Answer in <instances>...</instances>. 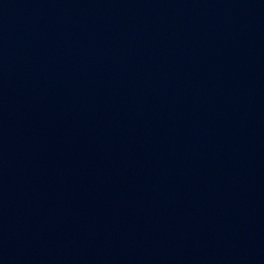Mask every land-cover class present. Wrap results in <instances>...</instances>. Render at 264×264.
Here are the masks:
<instances>
[{
	"label": "water",
	"instance_id": "water-1",
	"mask_svg": "<svg viewBox=\"0 0 264 264\" xmlns=\"http://www.w3.org/2000/svg\"><path fill=\"white\" fill-rule=\"evenodd\" d=\"M0 264H264V0H0Z\"/></svg>",
	"mask_w": 264,
	"mask_h": 264
}]
</instances>
